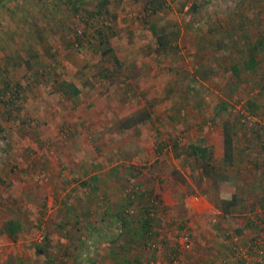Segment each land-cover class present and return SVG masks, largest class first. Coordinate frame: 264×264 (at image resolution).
Returning a JSON list of instances; mask_svg holds the SVG:
<instances>
[{
	"label": "rangeland",
	"instance_id": "1",
	"mask_svg": "<svg viewBox=\"0 0 264 264\" xmlns=\"http://www.w3.org/2000/svg\"><path fill=\"white\" fill-rule=\"evenodd\" d=\"M251 52L256 82L264 0H84L78 13L0 0V264H194L217 219L222 244L242 245L258 230L241 168L264 151V86L232 87L230 68ZM60 79L79 93L57 91ZM224 123L236 167L203 176L186 149L211 146L221 165ZM199 193L232 209L210 212L207 233L186 206Z\"/></svg>",
	"mask_w": 264,
	"mask_h": 264
},
{
	"label": "crops",
	"instance_id": "2",
	"mask_svg": "<svg viewBox=\"0 0 264 264\" xmlns=\"http://www.w3.org/2000/svg\"><path fill=\"white\" fill-rule=\"evenodd\" d=\"M256 57V56H255ZM249 58V57H248ZM247 58V59H248ZM257 58V57H256ZM256 69L259 65L257 59H256ZM255 71H251L249 69H245V68H241L240 70V79H236L233 74V85L232 87H236L237 85H241L239 83L242 82L243 80L245 81L246 85H255V83L264 86V79L261 78L260 76H257V81L253 82L251 76L253 77V75H255ZM245 74L246 78H245ZM243 76V77H242ZM254 78V77H253ZM243 84V83H242ZM249 107L251 105H255L257 106V102H255L254 104H252V102L248 101ZM260 130L261 132L264 131L263 128V124H261L260 126ZM234 135V134H233ZM224 142V141H223ZM234 138H233V145H234ZM217 154V158L222 160V157L224 155V148L223 151L221 152L220 149L217 148L216 150ZM233 154H234V159H233V163L232 164H228L227 167H236V163H237V158H236V150L234 147L233 150ZM258 155V158L256 160H252V163H245L242 164V168L241 171L243 173V179L244 182L247 183L251 188V189H255L256 191L251 193L249 196H247V198L245 199V203L247 206H245L246 208V212L248 213L249 218L251 219V221H253V223L256 225L257 227V231L255 233L251 234V230L249 229H243L244 231V235L243 237H246V239L240 241L242 243V245H238V243L234 242L232 243V249H228L227 245L222 244V240L220 237V230H218L219 228V220L217 219V221L214 223H212L213 225H215L214 228L212 227L210 232L211 235L209 236V239H206L208 243H210L209 247L203 245L205 242L202 241V245L201 248H203V252H208V255H205V257H199L197 258V260L195 261L194 264H247V259L248 257H245V250H246V244L248 242V240L250 238H252L255 235L261 234L262 232L264 233V151H260V154H256ZM214 150H213V159H214ZM215 161V160H214ZM217 161V160H216ZM218 171H223V175H219V177L224 178V176H227L224 172V169H219ZM254 172V173H253ZM256 172V173H255ZM256 174L255 177H252V175ZM228 177V176H227ZM262 190V191H260ZM187 203L186 206L188 207V212L189 215L190 214H194L192 217L195 218V220L197 221V223L200 226V230L201 233H207L205 230L206 227V222L208 220L209 217H211L210 212H212L213 210H217L219 213L228 215L229 213L232 212V209L226 211L224 209H219L216 207L215 202L213 203V201L211 202L204 194L199 193L198 195L195 196H188L186 198ZM215 212V211H214ZM213 217V216H212ZM211 217V219H213ZM195 232V231H194ZM189 237V235H188ZM205 237V236H204ZM205 240V241H206ZM191 243V241H190ZM235 243V244H234ZM206 244V243H205ZM235 246L238 248L239 253L238 256H235V251L234 248ZM240 246V247H238ZM152 247H156V244L154 243V241L152 242ZM229 250L231 253H229ZM200 252V250H199ZM198 252V253H199ZM198 253L195 254V256L193 258H196L197 255H199ZM156 262V260H155ZM153 262V263H155ZM159 262H161V264H165L163 261H161L160 259H157V262L155 264H158ZM167 264V263H166Z\"/></svg>",
	"mask_w": 264,
	"mask_h": 264
},
{
	"label": "trees",
	"instance_id": "3",
	"mask_svg": "<svg viewBox=\"0 0 264 264\" xmlns=\"http://www.w3.org/2000/svg\"><path fill=\"white\" fill-rule=\"evenodd\" d=\"M57 2H61L63 5H65L67 8H69L70 11L73 13H78L84 6V0H57ZM158 7H155L157 9ZM154 9V10H155ZM158 42L160 47L166 48L168 44L167 40L165 38H162V36H158ZM256 48L255 46L252 47ZM112 49L108 48L107 50H104V54L107 52L109 53ZM112 53V52H111ZM256 57L254 55V52H251L249 54V58L242 60V65L239 62L233 63L231 71L233 76L236 79H240V70L241 68L249 69L251 71H255L256 69ZM57 91L62 93L63 95L67 97H73L76 96L79 93V87L72 81H68L66 79H60L57 82ZM233 133L231 130V127L227 124H223V134H224V155L221 160V165H215L212 163L213 159V149L211 146L208 145H199L191 143L188 145L186 152L189 156H192L194 158V162L198 163L200 172L203 176L207 177H216L219 175H223V171H218L219 169H223L224 166H227L228 164L233 163L234 159V145H233ZM212 161V162H211ZM223 166V167H221ZM226 204V203H225ZM227 204L223 207L224 210L228 211L226 208ZM230 210V209H229ZM116 221L120 222L123 227H127V220L126 219H119L120 216H115ZM143 225L149 226V221H144ZM21 222L17 219H9L5 220L2 224L1 231L6 233L11 238H15L19 230L21 229ZM146 231V230H145ZM149 232V229H148ZM146 238V235L144 233V240Z\"/></svg>",
	"mask_w": 264,
	"mask_h": 264
},
{
	"label": "built area",
	"instance_id": "4",
	"mask_svg": "<svg viewBox=\"0 0 264 264\" xmlns=\"http://www.w3.org/2000/svg\"><path fill=\"white\" fill-rule=\"evenodd\" d=\"M181 246L184 248H190V241L188 235L183 231L180 235ZM236 252L239 250L235 246ZM245 257H248L247 264H264V233L255 235L250 238L246 244ZM169 264H177L173 261Z\"/></svg>",
	"mask_w": 264,
	"mask_h": 264
}]
</instances>
